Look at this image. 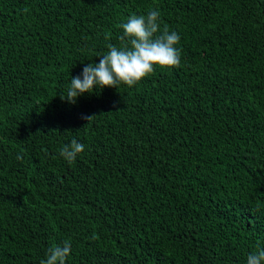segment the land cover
I'll list each match as a JSON object with an SVG mask.
<instances>
[{"label":"trees","instance_id":"1","mask_svg":"<svg viewBox=\"0 0 264 264\" xmlns=\"http://www.w3.org/2000/svg\"><path fill=\"white\" fill-rule=\"evenodd\" d=\"M150 9L180 66L62 100ZM65 241V264H247L264 248V0H0V264Z\"/></svg>","mask_w":264,"mask_h":264},{"label":"clouds","instance_id":"2","mask_svg":"<svg viewBox=\"0 0 264 264\" xmlns=\"http://www.w3.org/2000/svg\"><path fill=\"white\" fill-rule=\"evenodd\" d=\"M161 23L160 13L155 9H150L146 15L130 16L128 22L122 24V46L117 48L109 44V51L100 57V62L85 66L82 79L72 77L66 94L60 98L75 104L79 97L93 93L97 86L101 89L118 88L121 84L132 87L151 75L157 66L168 70L179 67L181 56L177 45L181 37L176 31H169L167 26L161 31ZM93 117L82 118L90 122ZM84 150L85 146L73 138L70 145L62 147L60 156L71 164ZM70 253L71 244L65 241L63 246L52 247L41 264H65ZM247 264H264V248L250 253Z\"/></svg>","mask_w":264,"mask_h":264}]
</instances>
